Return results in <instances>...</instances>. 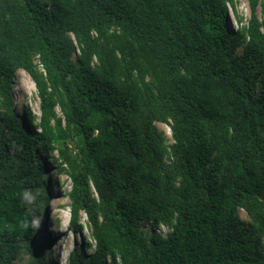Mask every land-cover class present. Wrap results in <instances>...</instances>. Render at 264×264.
Segmentation results:
<instances>
[{
  "label": "trees",
  "instance_id": "1",
  "mask_svg": "<svg viewBox=\"0 0 264 264\" xmlns=\"http://www.w3.org/2000/svg\"><path fill=\"white\" fill-rule=\"evenodd\" d=\"M247 1L234 30V0H0V264H58L34 220L53 168L94 241L67 264H264V0ZM20 71L39 118L15 109Z\"/></svg>",
  "mask_w": 264,
  "mask_h": 264
},
{
  "label": "rangeland",
  "instance_id": "2",
  "mask_svg": "<svg viewBox=\"0 0 264 264\" xmlns=\"http://www.w3.org/2000/svg\"><path fill=\"white\" fill-rule=\"evenodd\" d=\"M234 2L235 9L229 7V20L233 29L237 30L242 25L245 26L247 24V21L250 18V9L247 0H234ZM258 14L260 19L264 20V2L260 5ZM12 93L14 96V106L19 114H22L23 107H26L34 115H36V117L39 118L40 102L38 94L32 79L26 72L20 71L18 74H16ZM157 126L160 131H163L165 133L167 143L171 144L172 138L170 128L167 125L163 124H158ZM52 155L55 158H57L58 156L57 152H54ZM53 169L51 170V172H49V175L50 178H54L55 181L53 182V187L51 189V196L49 198L48 206L43 207L42 215H35L34 220L37 225V229L39 230V232L37 233L38 242L42 243L46 241L45 239L48 240L51 237V241L53 244H50L49 247L52 250L54 258H56L58 264H67L68 256L73 250L74 246H76L77 244H82V241L84 239L91 242L93 245L94 241H92L91 227L84 213H81L80 219L81 232L79 234H74L69 230L68 223L70 216L68 209V193L71 190V181L67 176L60 174ZM45 212H47L49 219L46 227L43 226V215ZM54 212H56V217L63 216L65 215L64 212H66V214H68L67 223L65 222V220L62 221L60 219L56 220V217L53 218ZM240 218L245 224L248 222V217L243 210H240ZM63 222L65 228L61 229L63 226ZM158 230L164 233L169 229L166 226H159ZM93 249L94 247H92L88 253H90ZM26 260L27 259L24 260V264L26 263Z\"/></svg>",
  "mask_w": 264,
  "mask_h": 264
},
{
  "label": "bare ground",
  "instance_id": "3",
  "mask_svg": "<svg viewBox=\"0 0 264 264\" xmlns=\"http://www.w3.org/2000/svg\"><path fill=\"white\" fill-rule=\"evenodd\" d=\"M54 208V207H53ZM52 210H54V209H52ZM64 214L65 215H63V216H59V217H56V212H54L53 213V218H55L56 217V220H65V222L67 223V218H68V214H66V212H64ZM56 222V221H55ZM56 224V223H55ZM63 228H65V225H64V222H63V226H62V228L61 229H63Z\"/></svg>",
  "mask_w": 264,
  "mask_h": 264
},
{
  "label": "clouds",
  "instance_id": "4",
  "mask_svg": "<svg viewBox=\"0 0 264 264\" xmlns=\"http://www.w3.org/2000/svg\"><path fill=\"white\" fill-rule=\"evenodd\" d=\"M69 220H70V218H69ZM69 224V223H68ZM69 226V225H68Z\"/></svg>",
  "mask_w": 264,
  "mask_h": 264
}]
</instances>
